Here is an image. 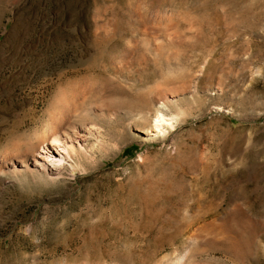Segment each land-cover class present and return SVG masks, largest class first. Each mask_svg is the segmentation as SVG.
<instances>
[{
    "label": "rangeland",
    "instance_id": "1",
    "mask_svg": "<svg viewBox=\"0 0 264 264\" xmlns=\"http://www.w3.org/2000/svg\"><path fill=\"white\" fill-rule=\"evenodd\" d=\"M0 264H264V0H0Z\"/></svg>",
    "mask_w": 264,
    "mask_h": 264
},
{
    "label": "bare ground",
    "instance_id": "2",
    "mask_svg": "<svg viewBox=\"0 0 264 264\" xmlns=\"http://www.w3.org/2000/svg\"><path fill=\"white\" fill-rule=\"evenodd\" d=\"M160 112L156 115L157 117L153 128H149L146 135H157L162 133L165 127H174V122L179 115L176 114L175 116H172V118L168 119L163 112ZM60 129L61 125H53V130L50 135L44 134L45 136L43 135L38 137L37 143L35 142V144L26 152L18 153L16 158H21L22 155L30 156V159L27 160L28 164L34 166L38 170H41L43 174L52 177L66 169L68 166H71L69 164L77 154H81L83 157L89 158L91 151L94 149L86 146L87 144H85L84 141L87 138L85 137L84 139L82 137L86 136V134L89 136L94 135V132L90 129L84 130L85 135L80 133L73 140L66 142L63 140L59 131Z\"/></svg>",
    "mask_w": 264,
    "mask_h": 264
}]
</instances>
